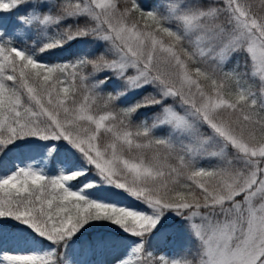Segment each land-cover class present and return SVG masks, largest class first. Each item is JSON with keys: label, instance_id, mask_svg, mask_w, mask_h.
<instances>
[{"label": "snow or ice", "instance_id": "6c2138e0", "mask_svg": "<svg viewBox=\"0 0 264 264\" xmlns=\"http://www.w3.org/2000/svg\"><path fill=\"white\" fill-rule=\"evenodd\" d=\"M0 173V264H264V0H0Z\"/></svg>", "mask_w": 264, "mask_h": 264}, {"label": "trees", "instance_id": "16d2710c", "mask_svg": "<svg viewBox=\"0 0 264 264\" xmlns=\"http://www.w3.org/2000/svg\"><path fill=\"white\" fill-rule=\"evenodd\" d=\"M256 3L259 4V0H256ZM75 51H76V49H71V50L65 51V52H63L61 54V56L63 58H66V59H71L72 58V53L75 52ZM135 99H139V97L133 98V97L129 96L128 97V102L132 103V102L135 101ZM151 114H152L151 111H146L147 117L150 118ZM143 118H145V117L144 116L140 117V119H143ZM118 197L119 196H117L115 194L112 195L110 193L107 195L108 199H117ZM106 227H111V226H106ZM174 231L176 232V239H175L174 245H172L170 247H171L172 253H174L175 255H178L183 250V248L187 246L188 241L186 240V238L181 233L179 226H176L174 228ZM93 234H95V233H93Z\"/></svg>", "mask_w": 264, "mask_h": 264}, {"label": "rangeland", "instance_id": "374dc122", "mask_svg": "<svg viewBox=\"0 0 264 264\" xmlns=\"http://www.w3.org/2000/svg\"><path fill=\"white\" fill-rule=\"evenodd\" d=\"M110 194L114 195L113 193L110 192ZM117 196H119L117 199H109L110 201L112 202H117V203H120V204H123L125 206H130V207H137L138 205L135 204L134 201L124 197L123 195H119V194H115ZM167 254H170V255H175L174 253L171 252V248H167ZM84 258H87V257H84ZM112 257L110 254L108 253H98L96 255V259L98 261H104V260H110Z\"/></svg>", "mask_w": 264, "mask_h": 264}]
</instances>
